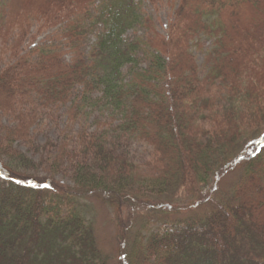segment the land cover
<instances>
[{"label": "trees", "instance_id": "16d2710c", "mask_svg": "<svg viewBox=\"0 0 264 264\" xmlns=\"http://www.w3.org/2000/svg\"><path fill=\"white\" fill-rule=\"evenodd\" d=\"M143 1L163 0H0V264H108L84 214L90 198L113 212L118 264H264V146L246 147L264 129V0H166L165 37ZM39 20L62 43L25 51ZM59 107L53 156L19 150ZM95 110L94 130L71 137ZM42 163L72 185L38 176ZM235 167L230 194L208 198ZM177 192L185 204L163 201Z\"/></svg>", "mask_w": 264, "mask_h": 264}, {"label": "rangeland", "instance_id": "374dc122", "mask_svg": "<svg viewBox=\"0 0 264 264\" xmlns=\"http://www.w3.org/2000/svg\"><path fill=\"white\" fill-rule=\"evenodd\" d=\"M142 10L145 12L146 16L150 17L152 22L154 23V30L161 36L165 37L167 35L168 24L173 20V11L170 7V3H167L166 0L158 2L156 5L150 4L146 1H143L141 4ZM41 20L39 23L32 22L30 26V30L28 33V38L34 36L33 43L31 46H28L25 51L30 50L32 47H41L44 45L55 44L60 45L62 42L53 41V36H56L55 29H47L43 26ZM142 31L140 28L135 29V31H129L125 34V39L132 41L135 40L137 36L142 35ZM95 37L91 34L87 36V39L84 40V48L88 50V48L94 43ZM204 48H208L210 45V41L203 39ZM30 47V48H29ZM62 48V47H61ZM192 51H195L192 48ZM195 55L197 57L198 63L202 61V53H197L195 51ZM70 55H65V60H69ZM141 58V56L139 57ZM8 57H5V62H7ZM143 63H140L139 67H145L146 61L141 58ZM4 62L0 61V69H2ZM137 70L138 66H128L124 69V72L127 74L129 70ZM128 77V75H126ZM79 90V89H78ZM75 96H79L76 94ZM92 98H96V94L92 96ZM81 102H85V100L78 98ZM89 108H87V112ZM66 107L59 108H51L46 110L43 119L38 121L37 126L33 132V140H34V148H29L23 145H17V148L24 152L29 157L34 160L43 161L47 156V154L52 155L55 151L56 147L61 143L62 136L60 131L64 129L66 123ZM99 111L95 110L90 114L89 117H85L83 122L75 123L70 131L71 137L74 133L82 126L86 127L89 131H93V119L98 117ZM7 120L4 119V122ZM252 142V143H251ZM257 143V145L264 146V129H262L255 137L251 138L250 141L246 142V147L249 148L253 144ZM134 147V146H133ZM36 151L35 152V149ZM133 149V148H132ZM241 149V148H240ZM138 154V153H137ZM53 156V155H52ZM40 166L38 170V176L46 178V179H54V181L65 184L72 185L70 180V174L65 172V168L63 172H58L56 174L50 173V166L44 165ZM240 169L238 167L233 168L231 171L224 173L223 175H219L212 179L204 192L208 191V198L213 201H219L221 196H228L233 188L234 184L238 179ZM53 175V177L51 176ZM167 196L163 197V201L170 202L171 204L183 205L187 201L180 192L174 193L172 195L166 194ZM83 205L84 214L87 220L90 222V225L93 230V236L95 239L96 246L98 249L107 257L108 264H118V260L120 259L117 243L115 241V225L113 222V212L109 208L105 207L100 200L96 198H90L81 201ZM210 208L202 207L200 209H191V211L185 213V215H181L179 218H183L185 216L189 217H199L208 214ZM143 216L142 213H135L132 216V220L136 224L138 220Z\"/></svg>", "mask_w": 264, "mask_h": 264}]
</instances>
